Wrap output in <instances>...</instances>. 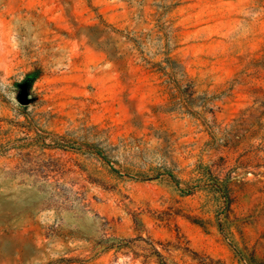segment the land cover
I'll return each instance as SVG.
<instances>
[{"label": "rangeland", "instance_id": "1", "mask_svg": "<svg viewBox=\"0 0 264 264\" xmlns=\"http://www.w3.org/2000/svg\"><path fill=\"white\" fill-rule=\"evenodd\" d=\"M138 236L264 264V0H0V264Z\"/></svg>", "mask_w": 264, "mask_h": 264}, {"label": "trees", "instance_id": "2", "mask_svg": "<svg viewBox=\"0 0 264 264\" xmlns=\"http://www.w3.org/2000/svg\"><path fill=\"white\" fill-rule=\"evenodd\" d=\"M106 250H113L115 255L132 256L134 261L141 264H186L174 261V252L182 250L191 261V264H224L197 251L184 246V241L178 238L176 243L163 242L151 236H138L130 239H112L111 244L105 246ZM244 260V259H243ZM244 264H253L251 257L247 256Z\"/></svg>", "mask_w": 264, "mask_h": 264}, {"label": "water", "instance_id": "3", "mask_svg": "<svg viewBox=\"0 0 264 264\" xmlns=\"http://www.w3.org/2000/svg\"><path fill=\"white\" fill-rule=\"evenodd\" d=\"M20 101H21V103H23V104H28V103H29L27 97H22Z\"/></svg>", "mask_w": 264, "mask_h": 264}]
</instances>
